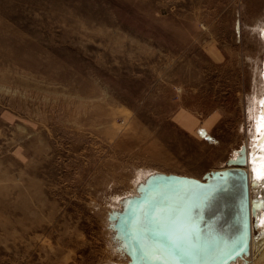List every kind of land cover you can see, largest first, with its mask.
I'll use <instances>...</instances> for the list:
<instances>
[{"label": "rangeland", "instance_id": "rangeland-1", "mask_svg": "<svg viewBox=\"0 0 264 264\" xmlns=\"http://www.w3.org/2000/svg\"><path fill=\"white\" fill-rule=\"evenodd\" d=\"M263 27L264 0H0V264H131L122 219L156 176L254 145Z\"/></svg>", "mask_w": 264, "mask_h": 264}, {"label": "water", "instance_id": "water-1", "mask_svg": "<svg viewBox=\"0 0 264 264\" xmlns=\"http://www.w3.org/2000/svg\"><path fill=\"white\" fill-rule=\"evenodd\" d=\"M245 147L228 161V168L206 181L179 178L147 188L130 231L152 264H173L166 251L175 241L191 246L180 264H229L242 255L251 240V216L263 205L251 203V187L259 183L245 171ZM156 249L145 253L142 243ZM163 248L165 251H160ZM160 255L151 259L150 255Z\"/></svg>", "mask_w": 264, "mask_h": 264}, {"label": "bare ground", "instance_id": "bare-ground-1", "mask_svg": "<svg viewBox=\"0 0 264 264\" xmlns=\"http://www.w3.org/2000/svg\"><path fill=\"white\" fill-rule=\"evenodd\" d=\"M261 32L263 33L261 37L264 43V27L262 28ZM263 62H264V59H263ZM261 73H262V81L264 83V67ZM255 106L256 107L254 108L256 109V112L252 110V115H254L253 117L255 119V123L253 126V134H252L254 145L253 146L251 145L252 151L248 150L251 146L249 148L245 146L244 151H245V157H246V166L244 169L247 172L249 179H254L255 181L259 183V186L257 187L255 194L257 195V198L263 199L264 201V186L262 185V183L264 184V144H262V141H264V127L261 126L262 124H264V120H262V117H264V95L262 96V98L258 97ZM235 155L236 156L239 155L238 151L235 153ZM179 178L181 177H178L176 175L159 174L158 176H156V178L153 181H151L146 186L145 190L143 191L140 197L133 199V206L131 208V211L126 216H124V219H122V229H123L122 239L124 240L125 243L127 241V244L130 245V250L132 252L131 253L132 263L131 264H152L151 261H149L148 258L145 256V254L141 252V250L138 247L137 242L135 241L130 231L131 219L134 217L140 201L144 198L147 188L155 186L158 182H161V181L168 182L172 180H177ZM250 195L252 199L253 194H252L251 181H250ZM255 217L257 219L259 227L263 229V232H262L261 237L258 240H255V239L250 240V248L255 249L254 252H256V250L261 252L260 257L257 259L255 263L252 261L253 257L255 256V253L253 252L251 256V261H252V264H261L262 262H264V208L259 209ZM253 223L254 222L251 218V234L253 233V230H252ZM245 252L242 255L233 259V261L237 262L239 260L240 261L247 260ZM245 264H249V263H245Z\"/></svg>", "mask_w": 264, "mask_h": 264}, {"label": "snow or ice", "instance_id": "snow-or-ice-1", "mask_svg": "<svg viewBox=\"0 0 264 264\" xmlns=\"http://www.w3.org/2000/svg\"><path fill=\"white\" fill-rule=\"evenodd\" d=\"M262 120H264V117H262ZM264 127V124L261 125ZM262 144H264V141H262ZM136 237H134L135 239ZM152 249L153 253L156 251V249L152 248V246L148 245L146 242L141 244V249L148 253L149 249ZM160 251H165V249L160 248ZM169 254V258L173 262V264H180V261H182L186 256H189L191 253V246L189 247H182L179 243H176L175 241L171 242V247L166 250ZM151 259H160V255L152 254L150 255Z\"/></svg>", "mask_w": 264, "mask_h": 264}, {"label": "crops", "instance_id": "crops-1", "mask_svg": "<svg viewBox=\"0 0 264 264\" xmlns=\"http://www.w3.org/2000/svg\"><path fill=\"white\" fill-rule=\"evenodd\" d=\"M175 120L179 126L184 128L186 131L195 133H202L206 135L211 130V123L207 122L203 126H198L196 119L188 112L177 113Z\"/></svg>", "mask_w": 264, "mask_h": 264}]
</instances>
